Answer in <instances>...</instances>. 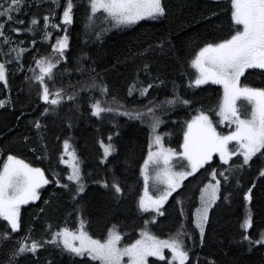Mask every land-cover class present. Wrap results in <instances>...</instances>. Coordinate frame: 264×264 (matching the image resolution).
<instances>
[{"label": "trees", "instance_id": "trees-1", "mask_svg": "<svg viewBox=\"0 0 264 264\" xmlns=\"http://www.w3.org/2000/svg\"><path fill=\"white\" fill-rule=\"evenodd\" d=\"M7 4L8 0H0V6ZM59 4L25 0L21 10L13 13L14 21L5 25L4 32L11 40H0V62L8 75L7 85L0 82V100L5 101L0 107L1 158L14 156L41 169L49 180L38 189L36 200L21 206L18 231L11 232L8 222L0 218V264H99L44 240L62 227L76 229L80 218L94 238L104 239L113 226L134 237L150 217L139 212L137 205L142 190L140 169L150 150L147 120L159 118L156 132L163 145L179 152L185 121L193 115L212 114L223 97L218 84L190 86L189 62L203 47L234 34L230 0H161L164 15L157 19L103 32V27H87L88 0H74L73 22L67 26L61 24L66 0ZM45 15L59 26L47 29L52 33L48 39L44 38ZM34 17L39 23L31 26L33 31H24ZM12 28L21 31L17 34ZM97 32H102L99 39ZM65 34L67 59L53 69L54 81H45L50 92L63 88L64 99L51 105L41 99L36 60L55 63L59 55L52 46ZM13 49L25 51L18 56ZM149 84L153 87L141 95L140 90ZM241 85L264 89V70H247ZM70 95L75 99H67ZM97 100L113 111L93 116L91 106ZM169 100L177 102L168 104ZM184 100L188 103L179 102ZM150 107L154 115L148 113ZM121 113L143 115L132 119ZM65 140L72 143L81 165L84 190L77 197L75 186L67 180V168L60 162ZM102 142L115 148L103 163ZM242 161L236 156L225 165L214 157L183 182L163 206V215L150 225L151 233L158 237L174 235L182 227L187 264H264V244L249 243L264 233V176L260 175L264 156L254 157L247 166L230 168ZM214 169L221 185L202 238L193 214ZM113 182L120 186L119 193L111 187ZM66 183L69 187H63ZM246 195H250L249 201ZM249 210L251 227L245 231L241 225ZM5 233L8 239L3 238ZM21 241L42 242L43 246L35 254L14 257ZM148 264H169V260L150 259Z\"/></svg>", "mask_w": 264, "mask_h": 264}, {"label": "snow or ice", "instance_id": "snow-or-ice-1", "mask_svg": "<svg viewBox=\"0 0 264 264\" xmlns=\"http://www.w3.org/2000/svg\"><path fill=\"white\" fill-rule=\"evenodd\" d=\"M25 0H8L6 6H0V40L8 43L11 37L4 32L5 25L14 21V12H19ZM50 3L60 6L59 0H50ZM90 14L87 19L89 21L88 28L94 26V21L103 19L111 23L114 27L129 26L138 23L145 19H155L164 15V8L161 0H88ZM231 4V20L235 26L234 34L227 40H224L215 45L209 44L203 47L195 59L192 61V66L197 69L198 75L190 86L199 87L200 85L212 83L223 87V100L219 105L216 113L220 117L219 123L231 127L235 125V129L228 135H221L217 132L213 122L209 116L201 113L187 124V131L184 133L183 151L179 153L181 158L187 160L188 167L191 171H174L173 157L177 153L172 149H164L162 138L155 134L161 121L155 118L152 124V131L155 134L153 143L156 145V151H150L148 159L145 161L144 167L141 169V174L145 181V197H148V168L149 165L155 166L157 169L153 179L159 183L165 184L166 189L163 194L152 200L151 208L146 205L145 198L141 197L139 208L142 212L154 210L157 214L163 215L160 212V207L163 202L168 199L172 192L180 187V182L193 175L199 168L204 167L206 163L213 159V154H218L221 162L229 165L232 157L239 156L243 158L242 164L230 165V168H240L249 165L254 157L264 156V89L253 88L246 85H241V77L245 75L246 70L259 69L264 70V0H230ZM73 7L74 0H66V5L62 14L61 24L67 26L73 22ZM98 13H103L102 17H98ZM45 39L50 38L52 33L48 32L49 27L59 29L58 25L52 24L50 16L43 17ZM23 23V21H19ZM39 23L37 18H32L30 27L24 31H33L31 26ZM11 31L19 32L20 29L12 28ZM107 31V29H103ZM67 33V27L64 28ZM102 32H97L99 39ZM69 47L68 36L57 39L56 44L52 46L53 51L59 55V59L53 63L51 60L39 59L36 60V65L40 69V75L36 80L40 82L43 89L41 99L51 105H59L64 99V89L58 88L54 92H50L48 81H54L53 69L61 61H66L65 52ZM17 51V55L23 54L25 49H13ZM78 71L80 69H77ZM0 82L7 84L6 66L0 63ZM92 87H96L95 84ZM153 87L149 84L140 90L141 95H146L148 90ZM106 92V88L101 89ZM131 93V89H130ZM69 100L75 99V95L67 97ZM178 99V98H177ZM243 99L250 106V111L244 109L247 113L242 117V111L237 106V101ZM177 100H169L168 104H174ZM187 104L188 101H179ZM5 101L0 100V107H3ZM91 114L96 117H101L104 112L113 111L111 108L102 107L101 102L97 100L92 106ZM49 109H45V114ZM148 113L154 115V109L148 108ZM129 115L132 119L140 118V113L133 115L132 113H121ZM39 128V122L35 125ZM111 140V137H109ZM235 142V148H229V144ZM104 159L106 160L111 155L115 148L111 143L104 145ZM64 155L68 160L61 157L60 162L68 165L71 168V173L67 176L70 183L76 185L77 193L84 190V185L81 182V174L79 161L75 153L68 151L69 144L64 143ZM104 162L103 160L101 161ZM226 169L225 171H228ZM228 179L224 172L219 173ZM264 176V169L260 172ZM213 180H216L217 172L214 169L212 172ZM49 183L45 178L44 173L39 168H31L24 161L9 155L7 161L0 168V218L7 221L11 226V232L18 231L20 206L28 204L38 198L37 189ZM220 181L216 180L215 184H210L202 191L201 201L202 208L198 210V215L195 227L199 229L201 237L204 235V225L208 221V212L212 204L217 199V192ZM105 187L109 185L105 184ZM63 187H69L68 184ZM116 193L121 191L118 183L113 182L111 185ZM209 189L211 190L209 192ZM251 189H249V193ZM250 195L245 196V200L249 201ZM241 227L247 231L251 227V212L249 210L248 217L244 220ZM184 235L182 230L167 240H160L147 231L141 232V239L135 241L129 246L121 247L119 243L121 236L116 232L115 226L109 229L107 238L102 242L90 237L81 225V229L77 232H72L67 228L52 235L48 243L63 245V249L75 256L87 255L92 261H97L99 264H123V258L127 257V264H147L148 257H158L165 259L163 249L167 248L172 254L169 264H187L189 253L185 248L184 240L181 238ZM8 239L7 233L3 236ZM28 238L25 237L24 240ZM245 240H249L248 236H244ZM72 241H79L77 246ZM249 243L264 244V233H261L260 239L257 241L249 240ZM41 242L31 241L30 244L24 241L19 242V248L14 252L13 256L18 257L25 253L31 252L35 254L40 247ZM11 264V261H10Z\"/></svg>", "mask_w": 264, "mask_h": 264}, {"label": "rangeland", "instance_id": "rangeland-1", "mask_svg": "<svg viewBox=\"0 0 264 264\" xmlns=\"http://www.w3.org/2000/svg\"><path fill=\"white\" fill-rule=\"evenodd\" d=\"M98 15H101V16H98ZM97 16H98V17H102V16H103V13H98ZM157 18H158V17H157ZM157 18H155V19H157ZM155 19H145V20H155ZM145 20H141V21H145ZM97 21H98V24H94V26H95L96 28H97V27H103L104 29H107V31L115 30V28H116V27L112 26L111 23H109L108 21L103 20L102 18H101V19H98ZM141 21H139V22H141ZM139 22H138V23H139ZM136 24H137V23H136ZM134 25H135V24H134ZM129 26H132V25H129ZM122 27H123V26H122ZM124 27H127V26H124ZM197 54H198V53H197ZM197 54H196V55H197ZM196 55H195L194 58L189 62L190 70H191V73H192V77H191V79H190V83H191V84H192V82L196 79V77H197V75H198L197 69L194 68V67L192 66V61L195 59ZM0 63H1V62H0ZM6 80L8 81L7 70H6ZM1 83H3V82H1ZM3 84H4V83H3ZM4 85H5V84H4ZM6 85H7V84H6ZM220 86H221V85H220ZM221 87H222V86H221ZM222 90H223V87H222ZM222 100H223V97H222V99H221V102H222ZM221 102H220V104H221ZM220 104H219V105H220ZM237 106H238V107L241 109V111H242V117H243V115H246V114H247V113L244 111V109H247L248 111H250V106L247 104V101H245V100H243V99H240V100L237 101ZM218 109H219V107H218L217 109H215V110L212 112V114H205V115L209 116V119L213 122V125H214V127L216 128V130H217V132H218L219 134H221V135H228V134H230L231 131H233V130L235 129V125H232L231 127H229V126L227 125V122H225V124H220V123H219L220 117H218V116L216 115ZM198 116H199V115H198ZM195 117H196V116L193 115V116H191L190 118H188V119L185 121V132L187 131V124H188L189 122H191ZM147 122L150 123V125H149V126H150V135H151V137H150V150H149L148 153H147L146 159H145L144 162L142 163L141 169L144 167L145 161L148 159L149 152H150V151H156V150H157V149H156V145L153 143V137H154V135H155V134H158L157 132H155V134H154L153 131H152V124L154 123V121L148 119ZM65 141H67L68 144H69V149H68V151L74 152V153H75V156H76V158H77V160H78V157H77L76 151L74 150L72 143H71L69 140H65ZM65 141L63 142V150H62L63 152H62V156H61V157H63V159H65V160H68V157H67L66 155H64V152H65V149H64V143H65ZM183 143H184V140H183ZM183 143H182V145H183ZM103 144L106 146V145H108L109 143H103ZM101 145H102V144H101ZM162 145H163V142H162ZM182 145H181V149H180L179 152L174 150V151L177 153V155L173 157L174 171H178V172H179V171H184V170L191 171V169L188 167V162H187V160L181 158V156L179 155V153H181V152L183 151ZM235 147H236L235 142H231V143L229 144V148H230V149H231V148H235ZM163 148H164V149H170V148H166L164 145H163ZM172 150H173V149H172ZM102 152H103V154H102V160L105 161V159H104V147H102ZM109 156H110V155H109ZM109 156H108V157H109ZM108 157H107V158H108ZM214 157H216V158H218V159L220 160L218 154H215V153H214V154H213V158H214ZM234 157H236V156H234ZM234 157H232V158H234ZM242 160H243V158H242ZM6 161H7V158L2 159V158H1V155H0V168H2L3 164H4ZM78 161H79V160H78ZM220 161H221V160H220ZM61 164L67 168V172H68V173H67V176H68V175L71 173V168H70L68 165H66V164H63V163H61ZM79 168H80L81 182H82V172H81V165H80V162H79ZM141 169H140V173H141ZM156 171H157V169L155 168V166H153V165L150 164V165H149V168H148V176H149V181H148V197H151L152 200H155V199L159 198V197L163 194V192L165 191V189H166V185H165V184L159 183L158 181H155V180L153 179V177H155V175H156ZM196 172H197V171H196ZM196 172H195V173H196ZM195 173H194V174H195ZM194 174H193V175H194ZM67 176H66V177H67ZM191 176H192V175H191ZM191 176H188L187 178H189V177H191ZM141 178H142V190H141L140 196H139V198H138V203H137V205H138L139 212H141V213H149V214H150V217L144 222L143 227L140 228V229H138V230L136 231V235H135L134 237H132V236H131L130 234H128V233H123V232L119 231L118 228L115 226V230H116V232L121 236V241H120V243H119V246H121V247L129 246V245H131L132 243H135L136 240L141 239V232H142V231H147V232H149L150 234H152L151 231H150V229H149V228H150V225L156 221V219H157L158 216H160V215L157 214L154 210L144 211V212H142V211L140 210V208H139V201H140L141 197H144V198H145V203H146V205H148V206L151 208V202L148 200V197H145V181H144V177H143L142 174H141ZM187 178H185L184 180H182V181L180 182V187H181V185L183 184V182H184ZM216 180H219V181H220V179H219L218 177H216ZM216 180H213V177H212V180L209 181V182L203 187L202 191L206 188V186H208V185H210V184H215V183H216ZM68 182H69V181H68ZM82 183H83V182H82ZM66 184H68V183H66ZM69 184L74 185L75 188H76V185H75V184L70 183V182H69ZM64 185H65V184H64ZM220 185H221V182H220V184H219V188H218V192H217V199H218V196H219ZM180 187H178V188L176 189V191H177ZM38 189H39V188H38ZM38 189H37V191H38ZM202 191H201L200 196H199V205H198V207L196 208V210L194 211V214H193L194 225H195V223H196V219H197V215H198V210L202 208V201H201ZM210 191H211V190L209 189V192H210ZM174 192H175V191H174ZM174 192H172V194H173ZM80 194H81V192L77 193V191H76L75 196L77 197V196H79ZM172 194H171V195H172ZM171 195H170V196H171ZM170 196H169V197H170ZM169 197H168V199H169ZM168 199H167L166 201L163 202L162 206L160 207V212H162V208H163V206L165 205V203L168 201ZM217 199H216V200H217ZM212 205H213V204H212ZM21 206H22V205H21ZM21 206H20V209H21ZM81 225H82V227H83V231H85V232L90 236V234H89V233L87 232V230L85 229V223H84V220H82L81 218L79 219L78 227H77L76 229H69V228H67V229L70 230V231H72V232H77L78 230L81 229ZM65 228H66V227H62V228H60L59 230L55 231L53 234H55V233L61 231L62 229H65ZM112 228H113V227H112ZM112 228H110V229H112ZM204 229H205V225H204ZM197 230H198V232H199V234H200L199 229H197ZM108 232H109V231H108ZM53 234H51L50 237H49L48 239H45L44 242H48V241H50L51 238H52V235H53ZM107 235H108V233H107ZM107 235H106V237H105L104 239H97V238H94V237H92V236H90V237H92L93 239H97V240H100V241L103 242V241L107 238ZM152 235H153V234H152ZM174 235H175V234H174ZM154 236H155V235H154ZM171 236H173V235H171ZM171 236H168V237H158V236H155V237L158 238V239H160V240H167V239H169V237H171ZM200 236H201V234H200ZM181 238L184 240L183 237H181ZM72 242H73L74 244H76L77 246L79 245V241H72ZM25 243H27V242H25ZM30 243H31V242H29L28 244H30ZM41 243H42V242H41ZM60 245L63 247L62 244H60ZM65 251H67V250H65ZM67 252H68V251H67ZM68 253H69V252H68ZM70 254H71L72 256H75V255L72 254V253H70ZM163 255H164V257L167 258L169 261H170L171 258H172V254H171L170 250L167 249V248L163 249ZM76 257H81V256H76ZM82 257H87V258H89L87 255L82 256ZM89 259H90V258H89ZM150 259H159V258H158V257H151V256H150V257L147 258V264H148V262H149ZM127 260H128V258H127V257H124V258H123V264H127ZM98 263H99V262H98ZM173 263H176V262H173Z\"/></svg>", "mask_w": 264, "mask_h": 264}, {"label": "flooded vegetation", "instance_id": "flooded-vegetation-1", "mask_svg": "<svg viewBox=\"0 0 264 264\" xmlns=\"http://www.w3.org/2000/svg\"><path fill=\"white\" fill-rule=\"evenodd\" d=\"M247 71V70H246ZM242 78V77H241ZM241 82V81H240Z\"/></svg>", "mask_w": 264, "mask_h": 264}]
</instances>
